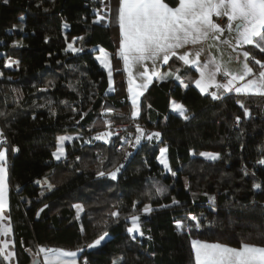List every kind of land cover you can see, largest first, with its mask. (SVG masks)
Wrapping results in <instances>:
<instances>
[{"label": "trees", "instance_id": "trees-1", "mask_svg": "<svg viewBox=\"0 0 264 264\" xmlns=\"http://www.w3.org/2000/svg\"><path fill=\"white\" fill-rule=\"evenodd\" d=\"M101 6L102 0H0V147L15 264L40 258L41 247L78 250L81 264H194V239L264 247V165L258 163L264 96L231 92L213 100L194 86L196 71L173 57L160 73L180 79H154L133 118L118 55L119 0H107L108 11L97 19ZM70 43L81 51L72 53ZM98 47L109 54L111 90ZM244 49L258 73L255 60L264 62V52ZM170 98L184 106L188 120L170 110ZM130 120L144 136L120 167L115 146L124 137L114 126ZM105 132L112 133L108 142L94 139ZM152 133L159 138L149 141ZM63 134L72 137L56 160ZM162 148L168 168L158 158ZM117 167L113 180L107 173ZM77 203L84 209L78 219ZM145 205L150 214L140 211ZM132 215L140 216L143 236L127 232ZM176 222L184 227L177 230ZM104 232L100 246L87 247ZM0 264H8L4 256Z\"/></svg>", "mask_w": 264, "mask_h": 264}, {"label": "snow or ice", "instance_id": "snow-or-ice-1", "mask_svg": "<svg viewBox=\"0 0 264 264\" xmlns=\"http://www.w3.org/2000/svg\"><path fill=\"white\" fill-rule=\"evenodd\" d=\"M8 3V0H4ZM213 17L227 19V24L221 26L216 23ZM117 19L120 29V48L118 55L124 62V70L128 74V92L133 107L132 117L136 118L139 114V99L144 94L153 79H164L165 76H172L174 79H180L173 76L172 73H160L158 71V62L167 64L173 57L178 58L185 65L196 68L199 72V78L194 81L196 88L201 94H205L209 88L223 90L222 92H211L213 100L221 99L223 94L235 92L237 94H254L264 96V62L255 60V64L259 65V72L254 73V69L249 65L250 57L248 51H244L243 62L239 72H233L226 65L218 63L214 59L200 61L203 52L200 51L190 53L188 51L180 54L178 50L183 49L186 45H196L209 38L213 40H221L225 32L234 33L235 46L253 45L261 52H264V0H177L176 6H170L166 0H119ZM82 39V38H78ZM222 43L232 46V41L224 39ZM68 50L73 53L81 51L76 49L72 44L68 45ZM96 59L101 62L103 67L110 69V61L101 49V55ZM151 62L149 68L146 62ZM14 63V62H12ZM11 63L6 62L5 67H10ZM143 68V71L133 72L136 67ZM222 73L226 78V83L217 81V74ZM109 87L111 90L112 73L108 71ZM251 77V78H249ZM137 78L141 81L137 83ZM243 82V83H241ZM187 87V84L183 85ZM243 108L242 102L237 101ZM171 109L178 113L184 120H188L186 109L180 103L172 102ZM110 111V110H109ZM2 115V114H0ZM245 117L249 116L248 110L245 108ZM239 122L240 117H236ZM140 133L136 137V143L139 144L144 136L143 130L137 127ZM3 133H0L2 136ZM112 133L105 132L98 134L94 139H102L108 142V137ZM160 133H152L146 138L151 141L153 138H159ZM65 140H71V137H58V147L53 152V157L60 160L64 156L63 143ZM13 151L17 149L13 148ZM166 148L160 150V162L165 168L168 164L165 159ZM200 155L207 159L217 160L219 156L211 153H201ZM264 165V159L258 161ZM122 167V166H120ZM115 171L107 173L113 180L116 179ZM98 176H104V172H98ZM247 175V173H245ZM7 158L6 150L0 148V213L6 207L7 194ZM254 189L261 188L260 184H253ZM163 189L157 188V192ZM214 198H210L213 200ZM177 203V201H173ZM47 207V205H45ZM77 208V219L80 213L84 211L80 205ZM136 205L134 203L133 208ZM163 207V206H162ZM40 211H43L41 209ZM144 214H150L153 209L149 205L140 210ZM112 218H118V212H111ZM195 220L196 217H191ZM131 226L127 228L129 234L137 233L144 235L141 230L140 216L132 215L130 217ZM184 226L180 222H176L177 230H181ZM200 224H196L198 229ZM11 232V227L0 228V234L7 235ZM107 232L100 235L93 243L87 245L89 248H95L101 245L105 240ZM151 239V237H149ZM192 251L194 253V264H264V247L241 243L239 248H233L220 243H209L201 240L191 241ZM7 244L0 245V256L8 259L13 253L5 254ZM39 254H43V264H75V261H66L64 257L75 256V252L65 251L59 248H43L39 249ZM86 264V262H85ZM113 264H119V261H113Z\"/></svg>", "mask_w": 264, "mask_h": 264}, {"label": "crops", "instance_id": "crops-1", "mask_svg": "<svg viewBox=\"0 0 264 264\" xmlns=\"http://www.w3.org/2000/svg\"><path fill=\"white\" fill-rule=\"evenodd\" d=\"M175 6H173V7H175ZM216 18L217 17H213L214 21H215ZM226 24H227V22H226ZM225 25H223V26H225ZM119 31H120V29H119ZM234 35H235L234 33L225 32L224 36L221 37V40H213V39L209 38V39H207V40H205V41H203L201 43H198L196 45H186L183 49L178 50V52L180 54H183V52L188 51V52L194 54L195 52L200 51L202 49L203 52H202V54L200 56L201 63H203L205 60H208V59H214L218 63H220L222 65H226L233 72H239L241 70V64L243 62L242 53L244 51H246L244 49V47L246 45H243L242 47H236L235 46ZM120 39H121V37H120ZM224 39L231 40L232 41V46H229L227 44L222 43V40H224ZM119 48H120V44H119ZM99 50H100V47L97 48L96 57H97V55L99 53ZM108 60L110 61L109 58H108ZM122 62H123V60H122ZM146 63L148 64V66L150 68L151 67V62L148 61ZM248 63H249V61H248ZM164 65L165 64H163L162 62H158V71L159 72H161V70L164 67ZM249 65H250V63H249ZM101 67L104 68L103 66H101ZM123 68H124V62H123ZM191 68H193L196 71V73H197L196 79H198L199 78V72L196 70V68H194V67H191ZM109 70L110 69L106 70L107 75H108V71ZM140 71H143V68H141L139 66L133 69V72H140ZM124 73H125L126 86H127V91H128V74L125 72V70H124ZM249 78H251V77H249ZM217 81L221 82V83H226V78L222 75V73H219V74H217ZM108 82H109V76H108ZM140 82L141 81L137 78V83H140ZM241 83H243V82H241ZM194 86H195V83H194ZM196 89L200 92V90L198 88H196ZM217 91L222 92L223 90L222 89L221 90H217L216 88H209L208 91L205 94H208V93H211V92H217ZM144 92H145V90H144ZM128 95H129V99H130V93L129 92H128ZM172 102L180 103L178 100H176L174 98H170L169 108H170L171 111H172V109H171ZM130 103H131V99H130ZM138 103L140 105V99H139ZM131 108H132V111H133L132 103H131ZM176 114H178V113H176ZM201 241H203V240H201ZM204 242L218 243V242H210V241H204ZM220 244H222V243H220ZM11 245H12V241L10 243V248H11ZM239 247H234V248H239ZM10 252L13 253V255L10 257L11 262H12V260L14 261L15 257H14V252H13L12 249L10 250ZM10 264H15V262L14 263H10Z\"/></svg>", "mask_w": 264, "mask_h": 264}, {"label": "rangeland", "instance_id": "rangeland-1", "mask_svg": "<svg viewBox=\"0 0 264 264\" xmlns=\"http://www.w3.org/2000/svg\"><path fill=\"white\" fill-rule=\"evenodd\" d=\"M107 12L108 10H107V0H102V6H101V8L99 9V12H98V15H97V19H102L103 18V16H104V12ZM70 44H72L73 45V47L74 48H76L77 49V47L73 44V43H70ZM68 48V47H67ZM101 49H103V48H101L100 47V50H99V53H98V55L97 56H99V55H101ZM72 52V51H71ZM103 52H104V54L106 55V58L108 59L109 58V54H108V52L105 50V49H103ZM73 53V52H72ZM98 63L100 64V66H103L102 64H101V62L100 61H98ZM72 137L71 135H67V134H63V135H60V136H58V137ZM67 140H65L64 141V143H63V148H64V144H65V142H66ZM0 143H1V136H0ZM0 148H3V149H5L3 146H1ZM57 150V149H56ZM160 157V156H159ZM165 159H166V156H165ZM57 160V159H56ZM6 184H7V194H6V207L4 208V210H3V212L2 213H0V228H5V227H9L10 226V224H9V221H8V217H7V210H8V165H7V177H6ZM76 205H80L79 203H77V204H75L74 206H76ZM81 206V205H80ZM75 211H76V214H77V208L75 207ZM130 226H131V224H130ZM129 226V227H130ZM11 233V232H10ZM10 233H8L7 235H4V234H0V242H1V245H4L5 243L7 244V247L5 248V254H7L8 252H10V250H11V248H10V243H11V234ZM135 234H137V233H132L131 235H135ZM230 247H232V246H230ZM260 247V246H259ZM43 248H45V247H43ZM47 248H59V249H63V250H65V251H69V252H75L76 253V255L75 256H71V257H64L63 259H65L66 261H69V262H71V261H75V264H81L80 263V260L78 259V254H79V251L78 250H75V249H67V248H61V247H47ZM234 248V247H233ZM34 258L36 257V256H33ZM6 262L8 263V264H10V263H14L15 262V259H14V261L12 260V262H11V259H10V257L8 258V259H6ZM40 262H41V264H43V254H40Z\"/></svg>", "mask_w": 264, "mask_h": 264}, {"label": "built area", "instance_id": "built-area-1", "mask_svg": "<svg viewBox=\"0 0 264 264\" xmlns=\"http://www.w3.org/2000/svg\"><path fill=\"white\" fill-rule=\"evenodd\" d=\"M216 23L220 24L221 26L225 25L227 22L225 18L217 17L215 19ZM137 127L134 121L130 120L128 122L117 123L114 126V132L116 134H121L124 138L121 139L116 143V150L122 154L120 160V166L126 164L130 155L134 153L137 147L136 137L138 136ZM140 128V127H139Z\"/></svg>", "mask_w": 264, "mask_h": 264}, {"label": "water", "instance_id": "water-1", "mask_svg": "<svg viewBox=\"0 0 264 264\" xmlns=\"http://www.w3.org/2000/svg\"><path fill=\"white\" fill-rule=\"evenodd\" d=\"M40 258L36 256L29 264H39Z\"/></svg>", "mask_w": 264, "mask_h": 264}]
</instances>
